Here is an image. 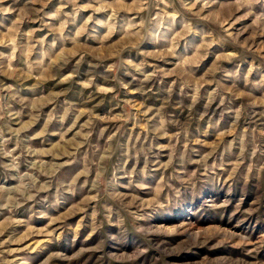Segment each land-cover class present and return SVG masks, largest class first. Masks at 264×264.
I'll list each match as a JSON object with an SVG mask.
<instances>
[{"label":"rangeland","instance_id":"374dc122","mask_svg":"<svg viewBox=\"0 0 264 264\" xmlns=\"http://www.w3.org/2000/svg\"><path fill=\"white\" fill-rule=\"evenodd\" d=\"M0 264H264V0H0Z\"/></svg>","mask_w":264,"mask_h":264}]
</instances>
